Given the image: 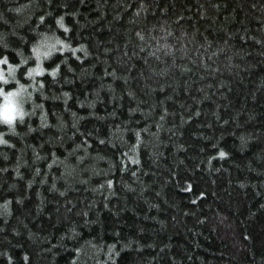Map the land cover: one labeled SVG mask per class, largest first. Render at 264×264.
Returning <instances> with one entry per match:
<instances>
[{
  "label": "trees",
  "instance_id": "obj_1",
  "mask_svg": "<svg viewBox=\"0 0 264 264\" xmlns=\"http://www.w3.org/2000/svg\"><path fill=\"white\" fill-rule=\"evenodd\" d=\"M27 2L0 0L32 94L0 124V264H264V0ZM43 33L71 47L33 80Z\"/></svg>",
  "mask_w": 264,
  "mask_h": 264
},
{
  "label": "snow or ice",
  "instance_id": "obj_2",
  "mask_svg": "<svg viewBox=\"0 0 264 264\" xmlns=\"http://www.w3.org/2000/svg\"><path fill=\"white\" fill-rule=\"evenodd\" d=\"M31 3H32V0H28V2L25 3V6H24L23 8H15L14 10H15L16 12H21L23 9H25V8H27V7H30V6H31ZM73 15H75V13H73ZM44 18H45L44 16H40V17H39V20H40V21H43ZM57 24H58L61 28H63L65 31L68 30V29H67V25H65V24L63 23V18H62V17H57ZM40 37H41V38L38 40V42L35 43V44L33 45V53H32V54L35 55V57H36V61H37V62H36V65H35L34 67H32V66H28V67H27V71H25V72L23 73L24 76H26V77H30V78H32L33 80L35 79L34 73H41V72L48 71L47 69H44V68L41 66V64H40V60H41V55H40V53H41V52L44 53V56H47V55L49 54L50 51H54V50H56V46H57V44L62 45V47L59 48V51H60V52H63L65 48L71 47L70 45H67V44H66L65 40L61 39L59 36H56L55 33H53L51 36H50L48 33H43V34H40ZM5 47H7V45H5ZM76 48H81V49H83V48H84V45H83V44H78V45H76L75 48H72V53H73V55L76 54ZM17 51H19V50H17ZM106 51H107V50H106ZM85 55H88V53H87L86 51H85ZM78 58H79V57H78ZM26 59H27V58L24 57V56L21 54V59H20L19 64H15V65H13L12 63H9V61H8V57H7L6 55H4V56H0V65H5V64H6V65H7L6 68H19L21 65H25V63H26ZM58 67H59V66L54 67V68H52V69L50 70L51 73L53 74V76L56 75ZM34 69H35V70H34ZM4 70H5V68L2 67V66H0V82H3V83H0V91H2V90L5 88V85H6V80H5V78H4ZM17 84H18L20 87L27 89V85L21 83L20 81H17ZM40 84L42 85V84H43V81H41ZM35 87H36V85L33 84V88H35ZM29 95H31V92H29ZM63 95H64L65 97H67V96H68V93L65 92V93H63ZM130 111H132V109H130ZM133 131H134L135 134H136L137 144L141 143V140H142V138H141V136H140V132H141V130H140V129H133ZM3 135H4L3 133H0V143H3V144H9L10 142H9L8 140L3 139ZM101 143H103V141H101ZM77 147H79V146H77ZM131 147H132V151L135 152V150H136V145L134 144V145H132ZM179 147H183V145H180ZM53 155H54V154H53ZM216 155H217V156H220V157H224V156H227L228 153L225 152L223 149H220L219 152L216 153ZM80 159H82V157H77V160H80ZM127 159H133V157L128 156ZM211 159H212V157H209V160H211ZM58 162H59L58 159H56V158H55V155H54V159H53V161L50 162V164H51V163H58ZM137 162H138V161H137ZM124 170H125L124 168H121V171H124ZM37 171H39V169H37ZM17 175H19V173H17ZM134 175H135V173H134ZM105 183L108 185L109 189H111V187H112V185H113V180H112V179H107V180L105 181ZM53 187H55V185H53ZM200 195L203 196V195H205V193H204V192H201ZM7 203H8V202L5 201V206H7ZM105 207H108V205L105 204ZM85 215H87L86 212H85ZM85 223H88V222L86 221ZM69 231H70L73 235L76 233V226H75V224H72V225L70 226ZM130 243H131V242H129V244H124V245H123V248H124V249H128V248H130ZM108 248H109V251H110V252H115V254L112 255V256L107 257V259H108L109 261H111L112 264H119L120 252L116 251V245H115V244H110V245H108ZM77 251H79V249H77ZM4 255H7V253H4ZM7 258H8V260H9L10 262H11L12 259H13V257L10 256V255H9ZM28 258H29V257H28V254H27V253H24V259L27 260ZM75 259H76V257H73V260H75Z\"/></svg>",
  "mask_w": 264,
  "mask_h": 264
},
{
  "label": "clouds",
  "instance_id": "obj_3",
  "mask_svg": "<svg viewBox=\"0 0 264 264\" xmlns=\"http://www.w3.org/2000/svg\"><path fill=\"white\" fill-rule=\"evenodd\" d=\"M24 6L25 4H21L17 8H23ZM52 52L53 51H50L47 56H44L43 52H41L40 55L41 57H48ZM17 69L18 68H5L4 78L6 83L15 81L16 86L7 87L0 91V124H6V130L8 132H15L14 121L16 119H22L31 111V109L25 107V102L26 100L32 99V94L29 95L27 89L17 84V81H19L17 78Z\"/></svg>",
  "mask_w": 264,
  "mask_h": 264
}]
</instances>
